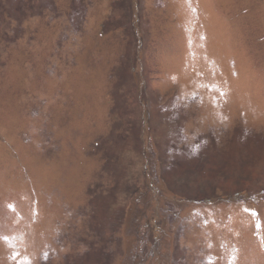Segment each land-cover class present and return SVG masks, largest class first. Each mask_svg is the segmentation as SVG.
Returning a JSON list of instances; mask_svg holds the SVG:
<instances>
[{
	"label": "rangeland",
	"instance_id": "1",
	"mask_svg": "<svg viewBox=\"0 0 264 264\" xmlns=\"http://www.w3.org/2000/svg\"><path fill=\"white\" fill-rule=\"evenodd\" d=\"M0 264H264V0H0Z\"/></svg>",
	"mask_w": 264,
	"mask_h": 264
}]
</instances>
